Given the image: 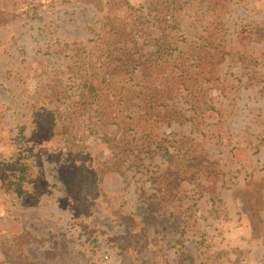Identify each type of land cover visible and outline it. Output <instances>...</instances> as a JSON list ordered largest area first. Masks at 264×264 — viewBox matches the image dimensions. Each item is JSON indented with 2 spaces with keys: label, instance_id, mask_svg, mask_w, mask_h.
<instances>
[{
  "label": "rangeland",
  "instance_id": "1",
  "mask_svg": "<svg viewBox=\"0 0 264 264\" xmlns=\"http://www.w3.org/2000/svg\"><path fill=\"white\" fill-rule=\"evenodd\" d=\"M119 7L140 28L80 116L100 138L78 137ZM148 75L167 92L139 105ZM0 264H264V0H85L0 23Z\"/></svg>",
  "mask_w": 264,
  "mask_h": 264
},
{
  "label": "trees",
  "instance_id": "2",
  "mask_svg": "<svg viewBox=\"0 0 264 264\" xmlns=\"http://www.w3.org/2000/svg\"><path fill=\"white\" fill-rule=\"evenodd\" d=\"M79 1H85V0H0V23L2 24H8L12 21H15L19 18H23V17H27L29 15H31L35 9H37V7H43V6H53L56 4H67V3H74V2H79ZM123 10L122 7H119L111 16V20L108 21V31H109V39L105 38V43L103 48L105 49L102 50V52H106L108 51L109 53L104 54L103 55V59L102 57H96L97 62L93 63L92 68L95 69V73L96 75H94L92 78L84 80V85L86 87V89L89 92V95H82L81 97H83V101L82 102V106L80 108V114H78L77 111H75V114L73 113L72 115L70 114V118L68 119L69 122H73L76 124V128L74 130L78 131V127L81 126L83 128V130L79 131L78 137L80 136V134H84V136H89V137H93V138H100V134L98 131V126H97V122L95 120L92 119V116L87 117L86 120H84L83 122L80 121V116L81 115H85L88 116L89 113L93 112V111H97L94 110L92 104H90V99H91V95L92 97L97 99L98 96V89H97V82H106L107 79L110 77V70L111 68H113V62H114V57H113V50L115 47H119L120 42L122 39L125 38L126 39H130V37L133 36L134 33L137 32V28H140V24L139 26H136L135 21L126 18L123 14H121L120 12ZM126 15V14H125ZM114 47V48H111ZM121 49V48H120ZM119 49V50H120ZM107 58V59H106ZM163 58V57H162ZM167 59V58H166ZM221 59V57H220ZM111 61V62H110ZM134 61V60H132ZM99 62V64H98ZM132 68H136V65L132 64L131 66ZM99 69V70H97ZM135 70V69H133ZM132 70V71H133ZM131 71V70H130ZM158 73H160V69H158ZM160 75V74H157ZM97 79V80H96ZM148 79L147 82L145 81V85L143 86V90L141 91V97H139V100H144V103H139V105L143 104V105H147L148 103V96L146 95H151L154 96L157 95L156 90L157 87L159 85H161V89L159 90L160 93L162 95H158L159 97L163 98L165 93L167 92L165 89L166 86V82L165 81H159L158 83H156V80H150L153 79L150 75H148ZM97 81V82H96ZM156 85V86H154ZM158 85V86H157ZM147 91V93H145ZM140 94V93H139ZM86 97V98H85ZM129 101H133V104H136L137 98L134 101V97H131ZM132 105H127V106H123L128 108L127 111L129 110L130 112H134L133 110V106ZM145 106L138 108V112L139 116H142L144 114L148 117H150V110H143ZM154 108V107H153ZM141 111H143V113H141ZM79 120V122H78ZM138 120V118H137ZM137 124V123H136ZM69 125V124H66ZM127 140V143L131 142L129 139V136L127 135L125 137L124 140Z\"/></svg>",
  "mask_w": 264,
  "mask_h": 264
}]
</instances>
